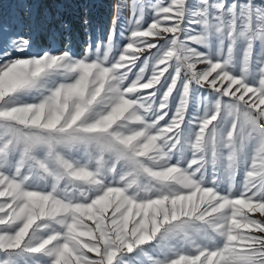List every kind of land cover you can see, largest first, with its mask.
Segmentation results:
<instances>
[{
    "label": "snow or ice",
    "instance_id": "6c2138e0",
    "mask_svg": "<svg viewBox=\"0 0 264 264\" xmlns=\"http://www.w3.org/2000/svg\"><path fill=\"white\" fill-rule=\"evenodd\" d=\"M21 6L0 21V264H264V0H116L79 57L37 50L57 25Z\"/></svg>",
    "mask_w": 264,
    "mask_h": 264
},
{
    "label": "rangeland",
    "instance_id": "374dc122",
    "mask_svg": "<svg viewBox=\"0 0 264 264\" xmlns=\"http://www.w3.org/2000/svg\"><path fill=\"white\" fill-rule=\"evenodd\" d=\"M28 2L29 0H0V21L9 23L13 16L23 14L24 9L21 5ZM115 2L116 0H54L53 5L44 8L42 16L47 15L54 19L58 36L53 40L48 31L38 33L36 49H64L70 38L73 53L78 57L82 56L90 44L95 45L101 39H106L114 15L111 6ZM120 2L129 4L130 0H120ZM189 2L195 3L196 0H189ZM128 14L126 9L125 15ZM85 18L91 21V27L84 25ZM60 21L70 24L71 30L59 28ZM121 43H127V41ZM198 67L203 66L198 65Z\"/></svg>",
    "mask_w": 264,
    "mask_h": 264
},
{
    "label": "bare ground",
    "instance_id": "6f19581e",
    "mask_svg": "<svg viewBox=\"0 0 264 264\" xmlns=\"http://www.w3.org/2000/svg\"><path fill=\"white\" fill-rule=\"evenodd\" d=\"M28 3L32 5L34 13H36L39 18L44 14V8H46V6L53 5L54 0H29Z\"/></svg>",
    "mask_w": 264,
    "mask_h": 264
}]
</instances>
